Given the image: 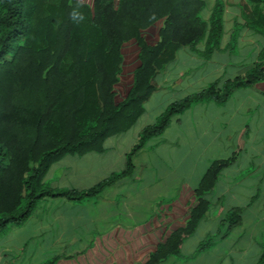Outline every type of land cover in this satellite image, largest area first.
Segmentation results:
<instances>
[{
	"label": "trees",
	"instance_id": "1",
	"mask_svg": "<svg viewBox=\"0 0 264 264\" xmlns=\"http://www.w3.org/2000/svg\"><path fill=\"white\" fill-rule=\"evenodd\" d=\"M204 0H0V237L22 226L44 199L74 203L96 198L130 177L133 158L161 136L177 115L193 106L222 105L239 89L264 82V52L242 77L212 83L172 103L159 122L142 130L127 155L126 168L84 190H57L47 185L51 168L67 156L103 153L106 141L133 128L157 90V76L184 47L205 42L210 59L220 49L224 3L203 19ZM246 26L264 36V0H241ZM159 42L147 43L144 31L159 22ZM136 41L140 65L127 97L116 103L123 74V47ZM235 43V38L233 39ZM232 43V44H233ZM235 156L214 161L195 189L196 206L183 228L173 232L146 264H161L180 253L183 240L195 233L207 215V195ZM229 229L241 222L230 212ZM212 242H203L199 251ZM55 256L44 264H57ZM257 264H264V252Z\"/></svg>",
	"mask_w": 264,
	"mask_h": 264
},
{
	"label": "crops",
	"instance_id": "2",
	"mask_svg": "<svg viewBox=\"0 0 264 264\" xmlns=\"http://www.w3.org/2000/svg\"><path fill=\"white\" fill-rule=\"evenodd\" d=\"M204 1L202 16L206 21L216 3H224L220 49L210 59L203 57L205 42L195 49H180L175 61L157 76L158 88L146 104L142 117L152 118L151 125L172 103L214 82L242 77L262 58L264 36L246 26L239 7L241 0ZM162 26L161 21L144 31L148 44L159 42ZM135 42L125 44L122 50L123 74L116 88L117 104L123 101L117 97V90L125 81L126 66L134 64V74L140 65ZM133 78L124 98L133 87ZM131 129L109 138L103 153L65 157L51 168L46 181L62 189L72 186L63 179L77 175L83 185L77 183L76 187L86 190L89 187L85 185L93 187L114 172L125 170L127 152L142 133L140 129L126 141ZM233 156L234 163L221 172L207 195V215L195 233L183 240L179 255L161 264H257L264 252V82L235 91L225 104L201 103L174 117L161 136L135 155L133 174L106 189L92 204L90 201L83 206L62 198L42 200L24 225L14 227V235L23 241L26 237L16 255L5 251V247L13 246L16 237L8 241L7 236L0 238V264H40L37 250L23 254L24 246L29 244L89 246L79 258L82 264H146L160 243L186 225V221L177 226L174 222L196 206L195 189L209 166ZM74 165L80 166L79 171H72ZM144 199L149 203L150 215L141 219ZM235 210H240L241 222L229 229L225 219ZM47 211L52 216L40 219L39 213ZM209 238V246L199 251ZM43 239L48 241L44 243ZM65 258L57 264H74L69 261L71 256Z\"/></svg>",
	"mask_w": 264,
	"mask_h": 264
},
{
	"label": "rangeland",
	"instance_id": "3",
	"mask_svg": "<svg viewBox=\"0 0 264 264\" xmlns=\"http://www.w3.org/2000/svg\"><path fill=\"white\" fill-rule=\"evenodd\" d=\"M83 1L84 2H87L88 4H91V6H92L93 0H82V2ZM118 1L119 0H115L116 4H118ZM135 44H137V43L135 42ZM128 67H129V70L127 69ZM133 67H134V64L133 65L132 64L131 65L129 64V65L126 66V69L124 70L125 71V74H126L125 79H124L125 81H124V83H122L118 87V90H117V95H118L117 97L119 99H122V98H123V100L125 99L124 97H125L126 91L129 88V84H130V81H131L132 76H133ZM158 122H159V119L155 122V124L158 123ZM151 123H153L152 122V118H149V116L148 117L147 116L141 117L139 119V121L136 123V125L131 129V131L127 133V135L125 137V140L126 141H130L131 138H133V136L137 132H139L140 129L143 130L144 128H146L148 126H151ZM133 147H131V148H133ZM131 148H130V150L127 153H129L132 150ZM69 158H71V157H69ZM126 163H127V160H126ZM79 168H80V166H75L74 165L72 167V171L77 172V171H79L78 170ZM125 168H126V164H125ZM121 172L122 171H118V172H114L113 174H117V173H121ZM71 175H73V174H71ZM112 175H110V176H112ZM75 176L76 177H70L69 180L68 179H63V181H66V182L69 183L68 185H72V186H67L66 185L65 186L66 188H62V189H58L57 188V190H77V191H84L83 188H79V187L77 188L76 187L77 183H79L80 185H83V183L82 182H79V177H77V175H75ZM46 183L50 187H52V185H53L51 182H48V181H46ZM89 185H91V184H87V185L84 186V187H89L86 190L92 188V186L90 187ZM96 185H94V186H96ZM97 198L98 197L85 199V200H83V202L81 204H83V206H86L87 204L89 205V202L90 201H91V204H92L95 201V199H97ZM42 204L44 205V203H42ZM45 204H48L49 205L50 203H45ZM148 209H149V203H148V201H146L144 199V202L141 203V206H140L139 216H140L141 219L143 217H145V216H149L150 215L148 213ZM189 215H190V212L189 213L188 212L185 213L181 218H178L174 222V223H176L175 225L177 226L178 224L185 223V221L187 223V221L189 219ZM51 216H52V214L49 213L48 211L46 213H41V212L39 213V218L40 219H43V220L49 219ZM78 216H80V214ZM91 216H92V213H91ZM14 227L15 226L10 227L3 235H1V237L7 236L6 237V241H8L9 238H15L16 237L15 240H14V242H12L13 244L11 243L13 246H10V248L9 247H5V251H8L7 253H9L10 256H14V255L17 254V248L22 247V244L21 243L24 242L25 241V238H26L25 236H23V239H24V241H23L20 236L14 235V232H13L15 230ZM28 228L29 227H27V228L24 229L25 233H26V230H29ZM77 231H80V230H77ZM25 233H23V235H25ZM43 241L45 243V242L48 241V239H43ZM88 247L89 246L82 245V244L81 245L80 244H78V245H50V244H44L43 246H41V245L36 246V245H33V244H29L27 246H24L25 252L23 254L25 256H27L29 253H32V251L37 250V252H38L37 253L38 254L37 261L40 264L42 262V261H40L41 259L43 261H48L49 259H51V258H53L55 256H59L61 258V260L62 259L65 260L66 259L65 257L67 255H69V256L72 257L69 260V261H71L70 263L79 264V262H81V264H82L83 262L79 258H82L83 257L82 254H83L84 250L88 249ZM142 261L143 260H141L140 262H142Z\"/></svg>",
	"mask_w": 264,
	"mask_h": 264
}]
</instances>
